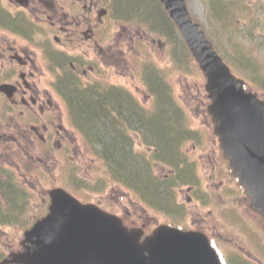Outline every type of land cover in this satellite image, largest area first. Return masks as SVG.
<instances>
[{"label": "water", "instance_id": "1", "mask_svg": "<svg viewBox=\"0 0 264 264\" xmlns=\"http://www.w3.org/2000/svg\"><path fill=\"white\" fill-rule=\"evenodd\" d=\"M164 1L168 3V8L173 11V15L185 28L187 34L194 39L198 38L197 29L192 27L188 19L184 0ZM199 39L203 42V37ZM200 52L205 56L204 67L209 69L211 78L215 80L214 86L217 87L214 90L215 103L211 105L210 110L219 124L226 156L232 158L236 173L241 176L248 193L252 196L254 208L264 214V103L244 92L242 81L230 75L229 69L220 62L210 48H200ZM187 236V233L164 227V231L158 232L156 237L148 238L144 246L136 244L139 250L136 257L127 253L116 254L114 258L107 259L112 263L104 262V264H160L157 263L158 259L155 260L153 251L158 249L161 241L170 240L168 246L174 256L168 259L167 263L177 264V261H181V264H218L206 241L202 246L194 245ZM70 244V246L62 244L58 239V244H54L53 250H47L46 254H56L57 260L63 259L64 263L74 260L86 262L93 258L88 246L81 241H73ZM186 245L198 256L191 257ZM177 257L181 258L176 260ZM17 259L24 261L21 258Z\"/></svg>", "mask_w": 264, "mask_h": 264}, {"label": "rangeland", "instance_id": "2", "mask_svg": "<svg viewBox=\"0 0 264 264\" xmlns=\"http://www.w3.org/2000/svg\"><path fill=\"white\" fill-rule=\"evenodd\" d=\"M188 3H189V8L193 12L194 17L204 22L205 25H207V28L211 31V33L214 34L215 40L217 42L220 41V44L224 45L223 39L221 36L223 32H221L219 29H216L214 27L213 21L209 20L208 18V10H207L206 2H204V0H188ZM113 25L114 26L112 27L111 34H110L111 38L110 39L108 38V41L105 42V48H101L102 53L104 55V59H103L104 61L101 63V65L103 69L107 71L108 73L105 78V81H108V82H111L117 85L123 84V86H125L128 90H132L134 93H136L137 98L140 101H144L147 103L146 105H150L149 104L151 100L150 96H148V94L144 92L143 84H141V82H139L137 79L134 78L132 74V70H130L131 65L129 64L127 59L123 57L124 53L121 52V50L117 47L118 41L122 37L121 36L122 32H120L116 36V40L113 42V44L111 43L112 42L111 39L113 38L112 36L114 35V32L118 30V25L116 24H113ZM257 31L259 32V30ZM125 36H128V34ZM225 40L226 38H224V41ZM91 45H93V43H91ZM94 51H95V48L90 47V52L93 53V56L96 53ZM180 52H183L185 54L184 48L182 49L180 48ZM260 53L263 55V58H264V47L260 49ZM237 54L241 58L244 56L245 58L251 57L250 55L243 54L240 52ZM157 57L160 60H162L161 57H163L164 60L162 63L167 65V67L169 68H175V72L178 75L179 74L181 75V76H178L177 79L179 77L182 79L180 82L182 83L183 86L175 85V87L173 88L174 93L176 95H178L179 93L180 94L185 93L186 94L185 96H187L188 99L191 100V102L190 101L189 102L191 103L192 107H194V110L196 106L198 107L195 113L192 111V113L196 117H198L197 119L198 122L201 120L203 121L206 120V116H204L205 114L202 112V109H203L202 104H204L205 102L203 101L204 100L203 97H205L203 79L199 76L198 72L195 70L193 63L189 64L191 68H187L186 64L181 61L177 62L176 64H172L175 62V60H173V57H171V55L169 56V54H164L162 56L161 53H158ZM244 65H246V62H244ZM246 69H248V65H246ZM92 74L93 73H91L90 75ZM60 113H61V118H62V116H64V113L62 110H60ZM198 122H196V124H198ZM62 123L64 125H67L68 127L67 129L70 130V132L73 133V135L77 137V139L74 142V145L71 144V142H69V145L73 146L74 148L78 147L79 149H81L82 147L81 146L82 142L80 141L81 136L78 135L80 133L76 129H72L71 127H69L70 126L69 121L62 120ZM205 126L210 132L211 127L208 125H205ZM216 149H218V146H217L216 139H215L214 142L212 141V146H210L207 152H203L201 149L198 150V156L205 158V162L207 163L204 180H207V178L210 175H212V172H213L212 167H213L214 154L216 153ZM79 152H82V150H80ZM190 152L192 153L193 150H190ZM56 154L58 155V153ZM87 159L88 160L90 159L89 154H87L85 160ZM61 166L62 165H59L57 167L56 173L58 169H60ZM54 169L55 167L53 166V170ZM99 176L101 178L105 177L101 173ZM224 180H225L224 181L225 183H229L228 187L236 185L235 181L229 176L224 177ZM91 185L99 187L97 191L90 192V195L93 198L94 202H99V203L105 202L106 206L109 207L111 201H114V200L118 201V196H117L119 192L118 186L108 184L107 182H102V181L97 182L96 180H92ZM100 186H103L104 187L103 189H107V191H105L104 193H101L100 190L102 189H100ZM214 191L215 189L211 191L214 196L212 197L213 202H210L209 205L203 206V204L199 202L200 207L202 208L204 207V208L202 210H199V213H197L196 215L197 218H200L197 223H199V221L201 220V225L203 227L205 226L210 227V228L207 227V229L204 231L208 233L210 236H213L214 240L217 241L218 246L223 250L224 253L228 254L229 252L235 253L239 251L244 253L246 250L248 254L250 255L249 257L247 256L248 258L254 259L256 262L261 264L262 262L259 259V257H264V222L262 221L261 218H259L257 214L252 213L250 210H248V206H247L248 202L245 200L244 197H241L240 194L238 196L235 195L233 196V198H231L230 202L236 203L235 205L238 208H240L241 214L243 215V219L246 220L247 222H252L253 224L258 226L257 230L260 236H262V239H261L262 245H259V244L250 245V236L248 235V233L244 231L243 225L241 224V222L236 223L237 221H235V224H234L232 216L230 214L224 215L226 212L224 209V206L226 203L221 202L219 196H217ZM187 197H188L187 189H184L182 191L180 198L177 196V199H179V202H180V200L184 198L187 199ZM195 203L196 202H192L189 205V209L191 207H195L196 206ZM119 208H121L120 210L121 216H123L124 214L126 215L128 213L129 218L131 219L136 218V220L142 222V224L147 219L144 215L141 214V210L139 209L138 205L130 202L129 198L127 199V201L123 203L120 202ZM146 213L147 212L144 211V214ZM227 216L231 221L225 220ZM155 218H156L155 220H151V221L146 220L147 224L158 225L159 223H161L163 220L166 219L165 217H161V216H158V218L157 217ZM191 223L193 224L194 222H192L190 219L189 220L187 219L186 224L188 225ZM21 237H22V231H20V229H18L16 226L14 225H11L10 227L0 226V248L1 249H4V250L6 249L9 251H11L13 247H14L13 249H15L16 246H14V244L16 243V241L20 240Z\"/></svg>", "mask_w": 264, "mask_h": 264}, {"label": "trees", "instance_id": "3", "mask_svg": "<svg viewBox=\"0 0 264 264\" xmlns=\"http://www.w3.org/2000/svg\"><path fill=\"white\" fill-rule=\"evenodd\" d=\"M139 1L140 4L138 6ZM111 2L119 8L122 17H139L141 18L142 23H145L149 26V31L152 30L153 33L162 32L163 35H165L169 40H172L171 32L175 31L176 26L174 23H172L168 14L162 10L160 5L155 3V0H111ZM133 5H136V7ZM123 13L127 14L123 15ZM164 21H166L167 26L165 25ZM150 81L153 82L154 88L157 92L158 102L156 103L158 104H156L157 107L155 106L152 111H148L146 108L142 110V112L145 114L143 115L142 112V114H139V126L146 129V138L150 140L151 144L156 145L157 149H159V151L155 154L157 159L160 158L165 162L171 161L178 163L180 162L178 161V158H180L181 146L187 141L186 135L191 129V126L189 125V113L188 111L186 112V110H182L179 106H175L173 101L170 100L172 99L171 91L169 90V92L168 89H166L164 84L165 80L161 75H153L150 78ZM97 88L98 87L96 86L87 85L83 90L84 93L79 91L81 94L86 95L91 100V104L95 109L93 113L89 111V108L82 109V107H77L75 97L72 100V106L75 109L77 117L84 122V126L86 125L89 129H91V132L97 131V128L102 126H110V128L112 127L113 129H117L120 125L118 120L121 117L130 112L134 113V110H137V108L140 107V105L135 102L133 96L127 92H124V90L122 92L126 93V97L131 101L133 107L128 110L125 103H123L125 105H122L123 108H120V105H117L118 109H116L115 106L112 105L114 104L113 102L107 101L106 95L111 94H100L97 92ZM115 111L117 112L119 118L113 117L112 113ZM122 113H124L123 116L120 115ZM132 115L135 116V114ZM92 127L94 128V131ZM137 128L140 129L139 127ZM97 140H99L104 146V151H106L108 162L111 161L114 165L115 173H119L121 177L123 176L132 184H137L142 190L146 189L147 192H150L151 195H153L156 199L162 198V195L156 189L154 184L156 182L152 178V173L149 170V166H147L149 163L145 160V158L144 160H132L129 162L123 157H118L113 154V159L112 154L107 152V147L104 145L102 140H100L98 137ZM134 154L140 156L137 152H134ZM7 188L8 187L5 186V189ZM11 196L13 200L16 199V196L13 192L11 193ZM13 211V209L8 210V212H10L12 215L14 214Z\"/></svg>", "mask_w": 264, "mask_h": 264}, {"label": "bare ground", "instance_id": "4", "mask_svg": "<svg viewBox=\"0 0 264 264\" xmlns=\"http://www.w3.org/2000/svg\"><path fill=\"white\" fill-rule=\"evenodd\" d=\"M139 4H140V1L138 2V6H139ZM134 7H136V5ZM115 95H116L117 99H119L120 101H123L125 103L128 110L133 107V104L126 97L125 93L118 92ZM73 96L75 97L77 107H82V109H88L89 108L90 109L89 111H91L92 113L94 112L95 109H94V106H92L91 100L89 99V97L81 94L78 91H73ZM109 129H110L109 126L108 127L102 126L100 128H97V131L90 132V133L94 139H97V137H98L100 140H102L104 145L107 147L108 153L112 154L113 159H114V155H116L118 157H123L124 159L128 160L129 162L132 160L137 161V160L142 159V158H140V156L134 154V151L132 150L130 143L122 142L121 136L118 137L117 133H115L114 131L109 130ZM162 194L165 195V192L163 191ZM15 207L18 208V201H17V206H15ZM18 211L21 213V207L18 208Z\"/></svg>", "mask_w": 264, "mask_h": 264}, {"label": "flooded vegetation", "instance_id": "5", "mask_svg": "<svg viewBox=\"0 0 264 264\" xmlns=\"http://www.w3.org/2000/svg\"><path fill=\"white\" fill-rule=\"evenodd\" d=\"M39 42L41 43V40H39ZM11 51L16 52L15 49L13 50V48H8V49L5 50V53H6L5 55L10 53ZM12 55L13 54H10V56H12ZM29 59H30L32 64L28 63L27 60L22 61V64H23V67H24V71L23 72H24V74H28V75H35L34 72L39 70V67H38L37 63H35L34 60H32L30 57H29ZM9 65H11V64H9Z\"/></svg>", "mask_w": 264, "mask_h": 264}]
</instances>
